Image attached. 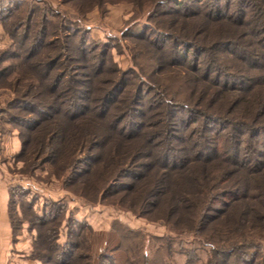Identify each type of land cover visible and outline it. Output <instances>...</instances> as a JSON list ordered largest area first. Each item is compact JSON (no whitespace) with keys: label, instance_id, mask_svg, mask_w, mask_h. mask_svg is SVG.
Returning <instances> with one entry per match:
<instances>
[{"label":"trees","instance_id":"16d2710c","mask_svg":"<svg viewBox=\"0 0 264 264\" xmlns=\"http://www.w3.org/2000/svg\"><path fill=\"white\" fill-rule=\"evenodd\" d=\"M139 1L146 8L148 22L165 27L161 31L154 24V34L161 32L172 42L174 51L167 67L183 68L166 77L169 86L162 85L166 93L158 105L147 106V112L130 106L127 115L135 113L143 121L133 122L130 128L122 126L125 115L110 111L106 104L127 82L121 74L113 84H106L98 60L92 71L67 75L63 84L70 97L84 94L89 104L62 111L51 105L53 97L39 91L34 109L29 105L26 109L38 113L43 111L41 106L51 105L52 114L19 117L24 124L32 120L26 138L36 140L39 149L47 145L54 151L57 122L69 121L65 152L72 154L79 145L92 163L83 171L88 178H80L81 184L99 174L97 193L105 191L110 181L115 189L129 192L130 209L157 213L178 233L207 246L205 264H264V0H245L247 10L242 8L243 0H228L224 9H218L219 3L204 5L202 0H195L194 8L183 0ZM164 3H173L174 9L154 12ZM164 15L172 17L167 21L161 18ZM146 42L155 44L147 36ZM189 51L197 56L195 62H186ZM95 55L92 52L88 57ZM199 55L204 56L200 63ZM37 65L36 61L31 64ZM56 76L58 82L65 77ZM36 77L44 85L49 76L38 72ZM148 85L160 92L157 86ZM49 88L46 95L57 93ZM69 101L75 104L74 98ZM75 160L67 157L63 163L70 167ZM123 177L130 180L124 182ZM116 192L108 194L107 189L106 196ZM64 255L61 251L55 257L56 264H67Z\"/></svg>","mask_w":264,"mask_h":264},{"label":"rangeland","instance_id":"374dc122","mask_svg":"<svg viewBox=\"0 0 264 264\" xmlns=\"http://www.w3.org/2000/svg\"><path fill=\"white\" fill-rule=\"evenodd\" d=\"M194 1L183 0L189 8L195 7ZM227 1L202 0V4L219 3L218 9H224ZM138 2L0 0V171L8 187L12 228L15 234L22 235L24 242L17 252L16 264H56L55 257L61 251L65 252L62 258L67 264H205L207 261V246L194 237L178 233L157 213L130 209L129 192L115 189L110 181L105 191L97 193L99 174L81 184L80 178H88L83 171L92 163L79 145L74 153L65 152L70 139L69 121L57 122L58 138L53 140L57 149L52 151L47 145L39 149L36 140L26 138L31 133L28 129L32 120L24 124L19 118L34 119L43 112L52 114L51 105L63 111L80 110L89 104L84 94L70 97L67 85L63 84L67 75L89 73L99 60L105 71L103 77L109 82L106 84H113L121 74L127 82V86L119 87L110 96L106 108L125 115L121 121L124 127H132L133 122L141 124L140 115H127L129 107L134 105L147 112V106H157L156 102L166 93L162 87L168 80L166 77L183 68L167 67L173 56L172 42L161 32L154 34V24L161 31L165 27L156 21L148 22L146 8ZM242 8H249L248 1H242ZM168 9H174V4L164 3L154 12ZM171 17L161 18L169 21ZM146 36L155 44L147 43ZM249 44L244 43L245 47ZM230 48L235 50L234 46ZM92 52L98 55L88 57ZM225 54L220 59L224 60ZM196 58L189 51L186 62H195ZM203 58L199 55L198 62L204 61ZM176 60L182 62L177 56ZM35 61L38 65L31 66ZM38 72L49 76L42 82L44 85L35 79ZM56 75L65 77L58 82ZM148 84L157 86L160 92L146 88ZM49 86L57 89L55 95H46ZM135 90L137 95L133 96ZM39 91L42 96L54 99L37 113L33 109ZM124 91L129 92L124 95ZM119 97L117 107L111 109ZM71 98L75 100L73 105ZM28 105L32 111L26 109ZM177 114L186 113L177 111ZM24 140L29 143L24 144ZM67 157H76L70 167L63 163ZM107 189L108 194L118 192L106 196Z\"/></svg>","mask_w":264,"mask_h":264},{"label":"crops","instance_id":"0c3cea01","mask_svg":"<svg viewBox=\"0 0 264 264\" xmlns=\"http://www.w3.org/2000/svg\"><path fill=\"white\" fill-rule=\"evenodd\" d=\"M8 206V187L0 171V264H16L17 252L24 246L22 235L14 233Z\"/></svg>","mask_w":264,"mask_h":264}]
</instances>
